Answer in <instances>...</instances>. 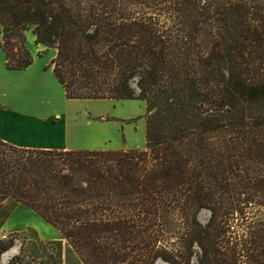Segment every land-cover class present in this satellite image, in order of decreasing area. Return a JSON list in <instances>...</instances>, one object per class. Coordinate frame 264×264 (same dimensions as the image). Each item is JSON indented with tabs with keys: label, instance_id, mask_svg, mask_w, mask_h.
<instances>
[{
	"label": "trees",
	"instance_id": "1",
	"mask_svg": "<svg viewBox=\"0 0 264 264\" xmlns=\"http://www.w3.org/2000/svg\"><path fill=\"white\" fill-rule=\"evenodd\" d=\"M30 30L66 99L144 102L146 144L0 140V205L59 231L67 262L264 264V0H0L8 70L33 63Z\"/></svg>",
	"mask_w": 264,
	"mask_h": 264
},
{
	"label": "crops",
	"instance_id": "2",
	"mask_svg": "<svg viewBox=\"0 0 264 264\" xmlns=\"http://www.w3.org/2000/svg\"><path fill=\"white\" fill-rule=\"evenodd\" d=\"M31 40H35L32 32L31 38L28 37L26 39V48L34 58L33 63L26 69L20 71L8 70L6 68L5 55L0 47V140L27 149L106 150L108 148L114 150V148L103 147L105 143L100 144L99 141L97 143H99L100 146H84L77 141H69L66 123L67 107L73 102L91 100L66 99L64 89L54 77L52 69L48 68L53 58H55L56 51L51 49L54 51L53 55L46 57L45 54L48 50L42 45H36L35 42L31 48L29 46ZM39 53H42V55L38 56ZM103 101H110L113 103L114 101L128 102L127 104H131L139 100ZM142 126L143 131L146 132L145 120H143ZM99 131L100 130L96 129L95 133L98 134ZM74 133L78 134V130ZM74 133L69 132L70 139L73 138ZM85 135L86 138L94 137L92 134ZM96 138H98V140L101 139V137ZM140 148L141 146H133L126 143L124 149L133 150ZM19 208L30 211L18 203H12V201H6L0 205V235L1 233L16 232L15 230L5 232L3 229L7 227L14 212L19 210ZM30 212L35 214L32 211ZM36 216L40 218L38 215ZM42 222L49 228H52V226L44 220ZM52 241L63 242L62 264H79L73 255L71 256L72 259L70 257V261L67 262L65 255L66 243L62 239L59 231H57V235L53 238L44 239L40 242L45 244ZM19 252L20 248L14 245L10 250L0 256V264H10L11 259L18 256ZM158 262L159 261H157L156 264Z\"/></svg>",
	"mask_w": 264,
	"mask_h": 264
},
{
	"label": "rangeland",
	"instance_id": "3",
	"mask_svg": "<svg viewBox=\"0 0 264 264\" xmlns=\"http://www.w3.org/2000/svg\"><path fill=\"white\" fill-rule=\"evenodd\" d=\"M31 38V30L26 32V39ZM32 48L34 41H30ZM46 57L53 55L54 51L47 49ZM47 59V58H46ZM137 79L131 82V87L135 94H138L136 87ZM128 102L91 100L84 102H73L66 109L67 114V133L69 141H77L84 146H100L114 148V150H125L126 143L133 146L145 148V132L143 131V120H145L144 105L141 101ZM100 130L98 134L95 130ZM78 130V134L74 132ZM86 131V133H85ZM69 132L74 136L70 139ZM85 134H92L94 137H85ZM96 137H101L100 140ZM86 138V139H85ZM99 141V143H97ZM107 142V143H106ZM84 150V149H82ZM105 150V149H103ZM113 150V149H106ZM14 203V202H12ZM209 218L207 211H201L198 219L205 223ZM41 218L30 211L19 208L9 220L7 227L3 231H16L14 233H1L6 238L0 243L13 242V246L20 248L18 262L25 264H52L53 248L40 242L50 239L57 235V231L52 227L46 226ZM72 259V257H71ZM157 264H165L159 261Z\"/></svg>",
	"mask_w": 264,
	"mask_h": 264
},
{
	"label": "built area",
	"instance_id": "4",
	"mask_svg": "<svg viewBox=\"0 0 264 264\" xmlns=\"http://www.w3.org/2000/svg\"><path fill=\"white\" fill-rule=\"evenodd\" d=\"M6 238V235H0V241L4 240Z\"/></svg>",
	"mask_w": 264,
	"mask_h": 264
}]
</instances>
